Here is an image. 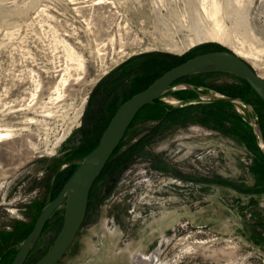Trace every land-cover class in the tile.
<instances>
[{
  "label": "rangeland",
  "instance_id": "obj_1",
  "mask_svg": "<svg viewBox=\"0 0 264 264\" xmlns=\"http://www.w3.org/2000/svg\"><path fill=\"white\" fill-rule=\"evenodd\" d=\"M215 4L219 27L209 18ZM229 4L0 0V133H10L0 142V264L13 262L120 105L164 72L225 49L264 78V0H245L244 26L235 9L227 15ZM186 79L202 93L245 97L264 131V104L241 78ZM184 89L158 99L162 113L137 117L58 264H133V254L154 252L153 264H264V158L248 109L220 108ZM64 210L48 220L26 264L53 245Z\"/></svg>",
  "mask_w": 264,
  "mask_h": 264
},
{
  "label": "water",
  "instance_id": "obj_2",
  "mask_svg": "<svg viewBox=\"0 0 264 264\" xmlns=\"http://www.w3.org/2000/svg\"><path fill=\"white\" fill-rule=\"evenodd\" d=\"M231 73L246 81L264 102V78L242 56L234 51L217 50L196 55L164 72L148 87L123 102L102 133L98 145L88 153L64 184L60 193L41 210L32 231L23 240L11 264H26L33 248L40 239L48 220L62 206H65L63 225L49 250L32 264H58L73 244L83 225L94 183L104 171L115 150L124 140L126 133L138 113L165 93L180 85L200 97L243 103L248 109L257 136L262 142L264 135L254 118L250 104L242 98L202 93L193 85L179 79L195 74Z\"/></svg>",
  "mask_w": 264,
  "mask_h": 264
},
{
  "label": "bare ground",
  "instance_id": "obj_3",
  "mask_svg": "<svg viewBox=\"0 0 264 264\" xmlns=\"http://www.w3.org/2000/svg\"><path fill=\"white\" fill-rule=\"evenodd\" d=\"M231 2V4H229L226 8V13L227 15L230 13L229 9L233 8L235 9V14L233 15L234 17H238L237 18V23L238 25H248V18L245 16L244 17V9L246 8L245 5V0H229ZM249 1V0H248ZM215 1L211 2L214 3ZM221 10L222 7L218 4L214 5V9L213 11H211V15L209 16V18L211 20H213L215 22V24H221L222 20H223V16L221 14ZM247 18V19H246ZM220 24L218 25V27L220 26ZM213 33L211 34L212 37L216 36L215 32L216 31H212ZM237 54V53H236ZM259 74V73H258ZM79 116V114H78ZM68 132H66L65 134H67ZM10 133H0V142L4 139L7 138L9 136ZM61 140V139H60ZM59 140V142H60ZM132 262L133 264H153L155 261H157L158 257V253L154 252V254L151 256H146L143 255L141 253H138L136 255L133 254L132 256Z\"/></svg>",
  "mask_w": 264,
  "mask_h": 264
},
{
  "label": "trees",
  "instance_id": "obj_4",
  "mask_svg": "<svg viewBox=\"0 0 264 264\" xmlns=\"http://www.w3.org/2000/svg\"><path fill=\"white\" fill-rule=\"evenodd\" d=\"M223 50H225V49H223ZM181 62H183V61H181ZM243 82H245V84L247 85V87H248V89L250 90V91H252V92H254L255 94H256V92L251 88V86L246 82V81H244L243 80ZM200 86V85H199ZM199 86H197V85H194V87H199ZM180 93H184V94H186V93H189L190 95H197V94H195L193 91H191V90H189V89H184V90H181V92ZM228 96H233V97H241V96H239V95H234V94H228ZM246 102H248V100L245 98V97H242ZM262 102H263V100L260 98V97H258ZM214 103H216V105H218V107H220V108H224L225 106H230V105H232L233 103L232 102H229V101H225V100H215V102ZM263 104H264V102H263ZM148 108H150L149 109V111L151 110V113H155V114H160V113H162V111H163V108L161 107V104H160V102L158 101V99L156 100V101H154L153 103H151V104H149V105H146L139 113H138V115L136 116V118L134 119V121L132 122V124H131V126L133 125V123L136 121V119H137V117L140 115V113L142 112V111H144V110H146V109H148ZM234 115L235 116H237L238 114L236 113V112H234ZM131 126L129 127V129L131 128ZM128 129V130H129ZM263 130V129H262ZM128 132V131H127ZM263 135H264V131H263ZM98 145V143L93 147V148H90V149H87V150H85L84 151V153L82 152V154H80V155H82L83 157H85L88 153H90L96 146ZM120 146H121V144L119 145V147L115 150V152H114V154L119 150V148H120ZM259 148H260V151H261V153H262V156H263V158H264V153H263V151H262V149H261V147L259 146ZM77 154V153H76ZM113 154V155H114ZM107 167V166H106ZM77 169V167L76 168H74L73 170H72V172L70 173V175L66 178V181H65V183L68 181V179L71 177V175L74 173V171ZM30 256H31V254H30ZM29 256V257H30ZM12 263V262H11Z\"/></svg>",
  "mask_w": 264,
  "mask_h": 264
},
{
  "label": "flooded vegetation",
  "instance_id": "obj_5",
  "mask_svg": "<svg viewBox=\"0 0 264 264\" xmlns=\"http://www.w3.org/2000/svg\"><path fill=\"white\" fill-rule=\"evenodd\" d=\"M187 79H189V78H187ZM187 79H186L185 81H184V80L182 81V79H179L176 83L178 84V83H181V82H186V83H189V84H191V85H193V86H194V85H197V86L200 85V84H198V83H196V82H193V81H190V80H187ZM174 89H175V88H174ZM258 97H259V96H258Z\"/></svg>",
  "mask_w": 264,
  "mask_h": 264
}]
</instances>
